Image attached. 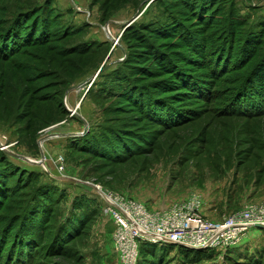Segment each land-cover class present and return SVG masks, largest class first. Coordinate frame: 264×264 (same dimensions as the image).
<instances>
[{
	"label": "rangeland",
	"instance_id": "rangeland-1",
	"mask_svg": "<svg viewBox=\"0 0 264 264\" xmlns=\"http://www.w3.org/2000/svg\"><path fill=\"white\" fill-rule=\"evenodd\" d=\"M27 9L14 31L11 19ZM143 22L175 29L143 38L156 55L146 54L145 42L128 32ZM6 26L17 34L23 28L22 34L37 40L29 38L11 59L0 56V231L10 225L11 237L5 243L18 226L13 216L37 184L22 185L29 182L23 169L57 184L66 197L51 205L55 219L44 220L42 233L30 242L26 237L20 257L6 251L10 242L0 247V264H106L101 237L108 227L98 186L150 211L196 198L203 217L213 222L264 203V115L247 114L263 105L264 0H0V34ZM181 30L206 45L205 58L222 41L220 52L231 54L226 71L214 77L208 67L185 64L198 55ZM158 53L207 79L210 99L185 89L174 69L162 70ZM243 56L248 63L235 65ZM185 70L177 71L187 75ZM250 70L249 89L235 102V90ZM129 81L136 88L128 90L132 98L118 97ZM152 100L161 111H183L179 116L188 121L177 123L168 112L165 120L175 123L163 126L157 114H147ZM234 107L240 113L227 110ZM94 133L100 148L70 146L73 137ZM79 196L91 201L76 206L78 213L95 206L97 212L68 243L70 255H55L49 252L53 232ZM143 242L137 264H264V230L257 227L227 248Z\"/></svg>",
	"mask_w": 264,
	"mask_h": 264
},
{
	"label": "trees",
	"instance_id": "trees-1",
	"mask_svg": "<svg viewBox=\"0 0 264 264\" xmlns=\"http://www.w3.org/2000/svg\"><path fill=\"white\" fill-rule=\"evenodd\" d=\"M189 3V2H188ZM194 5H192L193 7L195 6L196 3H193ZM34 9H36L35 6H38V4H33ZM200 5L199 7L202 8V3L198 4ZM197 8V7H194ZM30 13L29 9L26 10V12H19L17 13L10 21V23L13 24V30H15L14 25H19L21 24L20 21L22 20V16L26 15ZM202 16V15H201ZM15 19V20H14ZM11 24V25H12ZM154 23L151 22H143V23H139V24H132L131 26L128 27V32L134 36L135 38H141V41H143L145 38V36H163L169 33H172L175 29L172 27V25L166 23V22H161L156 25H153ZM9 25V26H11ZM9 26H6L5 28L7 30L6 33H2L0 34V56L3 57V59H11V57H13L14 55H16L20 50H21V46L24 45L25 43H28L32 40H37L35 39L36 37H30V36H26V32L22 34L20 29V33L17 34L16 32L12 31V29L9 28ZM8 27V28H7ZM16 34V35H15ZM180 36H183V38L189 43L188 46L189 48L196 54L198 55V58L196 60H192L190 57L188 60H185L186 63L185 64H200V66L202 65V67L206 68H210L212 75H214V77H217L218 75H220L221 73L226 71V67H228L229 64V60L231 57V54L227 53V52H220L222 50H224L222 44L223 42L221 41V43L219 44V49L218 48H214V49H210L209 50V55L208 58H205V49H206V45H202L201 43H199L198 39H196L193 35H189L190 33H187V31H183L181 30L179 32ZM30 38V39H29ZM223 40V39H221ZM145 42V47L147 50H145L146 54H152V55H156L157 52H155V48L153 46V43H148V41H143ZM73 48V47H71ZM219 50L217 52L216 50ZM228 54L230 57H228ZM225 55V56H224ZM164 57L166 58L164 61ZM185 58H187L188 56H183ZM246 56L243 57H239V59L235 62V65H239V64H243L248 63L246 61H244ZM158 58H161V60L163 61L162 65H161V69L162 70H175L176 72H171L172 75H176L177 77L180 78V81L182 83L183 86H185L184 88L189 89L190 92H193L194 94H198L201 93V95H205L207 96L206 99H210L209 97L212 95V89L210 86V83L207 79L200 77L198 74H189L190 72L187 70V68H184L180 63L178 64L177 62H173L169 56H166L165 54L162 55L160 53H158ZM202 58V59H201ZM184 59V58H183ZM195 59V58H194ZM167 61V64H166ZM184 61V60H183ZM249 61V60H247ZM182 62V61H179ZM207 62V64H206ZM179 66L181 68H183L184 70L186 69L188 71L187 75L184 74H180L177 70H181V68H179ZM185 66V65H184ZM185 70V72L187 73V71ZM252 71L250 70V73L242 79V81H240V84L237 87V90H235V94L233 97V100L236 102V99H239L240 97H242V95H244L245 92L248 91L249 89V84L250 81H252ZM219 77V76H218ZM131 82V81H129ZM129 85V86H128ZM262 91L259 92L260 93V101L262 100V106L261 109H258L260 107H258L256 109V107H252L249 108L251 111L252 110H257L255 113H247L250 116H257V115H264V83L260 84ZM171 87V86H169ZM124 89V90H123ZM123 89L118 93V97H126V98H132V95H130L128 93V90H134L136 89L134 87V85L129 83L126 84L125 86H123ZM139 90V87H138ZM185 91V90H184ZM188 93V92H187ZM137 93L135 92L134 95H136ZM133 95V96H134ZM263 96V97H262ZM116 97V95H115ZM136 99V98H135ZM254 99V98H253ZM245 100V99H244ZM133 101H137V100H133ZM232 102V100H231ZM230 102V103H231ZM150 108L147 109V114L148 116L152 115L154 116V114L158 115V121H160L162 123L163 126H171V124L175 123V121H177V123H185L188 121V117L187 116H179V113L182 114L183 111L181 110H170L169 108H167L164 111H161V109H156L155 107H158L157 105H159L158 103H155L154 100H152V103L149 104ZM235 109L237 108H233V109H227L230 111V113L235 112ZM228 111V112H229ZM237 111H239L240 113V109H237ZM243 111V110H242ZM171 114H169V113ZM244 112V111H243ZM170 115V118H174L175 121H171L167 122L165 119H167L166 115ZM184 114V113H183ZM176 116V117H175ZM184 121V122H183ZM173 122V123H172ZM101 130V128H100ZM99 130V131H100ZM104 133V129L100 131V133L98 135H102ZM117 133L113 132L112 135L116 136ZM98 135H96L95 133L92 134L91 136H88L86 138H82V137H73L70 143V146H73L75 148H78L82 142L84 143H88V145H94L100 148L101 145H99L98 142H94L95 140H97ZM79 138V139H77ZM104 150V149H103ZM102 150V151H103ZM2 153V152H1ZM3 162L7 165L8 164V160L6 158H2ZM10 171V169H8L6 171V173H10L8 172ZM26 175L29 182H23L22 185L26 186V189L28 188V184L31 182L32 183H37L36 187H33L32 190H29L27 192L26 196H29L28 200H27V204L24 208L21 209V212L18 213V215L13 216L16 217V219H12V223L14 222H18V226L13 229L12 231V240L9 241L10 244H12V248H10V244H9V249H7L6 251H9V254L11 256H18L20 257L22 254L23 250V242L24 240H26V237H29L30 241H33V234H38V233H42V224L44 223V220L46 218H49L50 220L53 218L55 219V215L52 213V211H54L53 206L51 205H56V204H62L63 201L65 200V193L63 190H58V185L51 182V181H41L40 179V175L38 173L33 172L32 170H26L23 169V175ZM21 178V177H20ZM91 200H86L85 198H83L82 196L79 197H75L72 201V205H73V209L70 211V215L67 216L66 218L63 219H59L58 220V224L55 228V231L53 232V237L51 240V253H54L55 255H60V256H68L70 255V247L68 246V243H70V241H72L73 238L77 237L79 234H81L83 232V230L85 229L86 225L92 220L93 218V214H96V206L92 208V211L90 212H86V213H78L74 208H76V206L78 207H85L87 206L86 203H90ZM94 212V213H93ZM49 220V221H50ZM13 223V224H14ZM10 227V225H6L4 226V228L0 231V247L2 246V249H4V247L6 246V242L4 240L11 238L9 236V231L8 230ZM14 227V226H13ZM21 234V238L19 237L18 239V235ZM28 238V239H29ZM7 241V240H6ZM144 244V242H141L140 244ZM139 244V247H140ZM176 245V244H175ZM179 246V245H178ZM182 247V246H181ZM14 248L17 249L15 252H12V250L14 251ZM186 248V247H184ZM11 249V250H10ZM190 249V248H188ZM192 250H199V249H192ZM1 250V254H2ZM14 262H18V261H14ZM9 264V263H8Z\"/></svg>",
	"mask_w": 264,
	"mask_h": 264
},
{
	"label": "built area",
	"instance_id": "built-area-1",
	"mask_svg": "<svg viewBox=\"0 0 264 264\" xmlns=\"http://www.w3.org/2000/svg\"><path fill=\"white\" fill-rule=\"evenodd\" d=\"M103 212L112 219V241L119 264H137L139 244L171 243L190 249L227 248L248 229L264 230V203L247 205L219 222L205 219L196 198L181 200L158 211L98 186Z\"/></svg>",
	"mask_w": 264,
	"mask_h": 264
},
{
	"label": "crops",
	"instance_id": "crops-1",
	"mask_svg": "<svg viewBox=\"0 0 264 264\" xmlns=\"http://www.w3.org/2000/svg\"><path fill=\"white\" fill-rule=\"evenodd\" d=\"M104 218L106 219L108 229L104 233V236L103 237L100 236V237L102 238L104 244L102 247V251L106 256V264H119L118 257L114 251V246L112 241V232L114 225L112 219L109 216L105 215ZM99 233L101 234V232Z\"/></svg>",
	"mask_w": 264,
	"mask_h": 264
},
{
	"label": "water",
	"instance_id": "water-1",
	"mask_svg": "<svg viewBox=\"0 0 264 264\" xmlns=\"http://www.w3.org/2000/svg\"><path fill=\"white\" fill-rule=\"evenodd\" d=\"M20 158H22L23 160H25V161H27V162H30V163H38V162H35V161H31V160H29L28 158H26V157H23V156H20ZM40 162V161H39ZM255 227H257V228H260V229H263V227H261L260 225H256Z\"/></svg>",
	"mask_w": 264,
	"mask_h": 264
}]
</instances>
